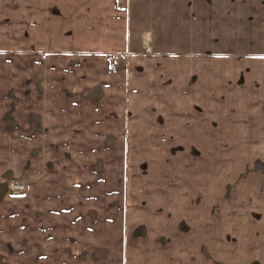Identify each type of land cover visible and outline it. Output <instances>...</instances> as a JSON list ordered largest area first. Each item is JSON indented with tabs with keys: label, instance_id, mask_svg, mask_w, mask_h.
Returning <instances> with one entry per match:
<instances>
[{
	"label": "crops",
	"instance_id": "0c3cea01",
	"mask_svg": "<svg viewBox=\"0 0 264 264\" xmlns=\"http://www.w3.org/2000/svg\"><path fill=\"white\" fill-rule=\"evenodd\" d=\"M132 139H181L164 259L95 206L91 155ZM0 264H264V0H0Z\"/></svg>",
	"mask_w": 264,
	"mask_h": 264
},
{
	"label": "rangeland",
	"instance_id": "374dc122",
	"mask_svg": "<svg viewBox=\"0 0 264 264\" xmlns=\"http://www.w3.org/2000/svg\"><path fill=\"white\" fill-rule=\"evenodd\" d=\"M129 140L127 139V145ZM175 142L178 144L171 147L174 152H162L163 149H169L166 144L151 148V146L161 144H156L152 139H147L146 142L141 139H132L131 144L134 147L127 148L128 151L125 154H94L91 155L94 156L93 163H89V169L94 168L95 171L96 195L100 193L102 185L107 187L109 184L112 194L110 201H107L106 197L105 200L103 197H96L95 206L105 210L109 209L113 220L111 225L123 228V213L119 207L122 208L124 201L127 239L131 238L133 241L143 239L148 231L152 232L150 230L153 229L156 235L154 243L160 247L158 253L162 256L159 258L162 259L167 253L166 247L173 241L172 231L179 230L180 239H183L181 233L184 229L183 154L181 153V139H175ZM116 158L119 160L116 161ZM85 173L86 170L79 171L80 176ZM102 177L105 183L101 182ZM15 199H22V197L18 196ZM18 202H15L16 238L21 237L18 229L23 226L22 204ZM67 204L69 205V202ZM140 206L146 207L143 211L144 215L138 211ZM172 211H174L173 218L170 216ZM91 216L97 221L100 220L103 225H110L108 218L98 216L97 208ZM176 246L175 255L181 253V251L178 252L179 243H176ZM168 251L170 252V249Z\"/></svg>",
	"mask_w": 264,
	"mask_h": 264
},
{
	"label": "built area",
	"instance_id": "2783aa9c",
	"mask_svg": "<svg viewBox=\"0 0 264 264\" xmlns=\"http://www.w3.org/2000/svg\"><path fill=\"white\" fill-rule=\"evenodd\" d=\"M125 0H117L118 3H122ZM42 57H45L44 55ZM120 61V55L115 54L113 55L111 59V68H115L118 66V63ZM12 125L14 123H11ZM25 190L24 183L17 178H8L6 181V191L7 194L10 196H19L22 195Z\"/></svg>",
	"mask_w": 264,
	"mask_h": 264
}]
</instances>
